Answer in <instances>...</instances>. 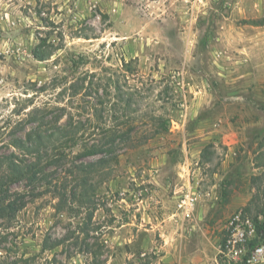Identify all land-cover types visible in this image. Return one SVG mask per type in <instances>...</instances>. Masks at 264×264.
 <instances>
[{"label": "rangeland", "instance_id": "374dc122", "mask_svg": "<svg viewBox=\"0 0 264 264\" xmlns=\"http://www.w3.org/2000/svg\"><path fill=\"white\" fill-rule=\"evenodd\" d=\"M262 19L264 0H0V157L46 137L38 180L10 187L24 205L0 220V264H226L227 221L264 191V26L248 23ZM71 125L76 145L56 134ZM109 128L128 132L116 159L80 171Z\"/></svg>", "mask_w": 264, "mask_h": 264}, {"label": "trees", "instance_id": "16d2710c", "mask_svg": "<svg viewBox=\"0 0 264 264\" xmlns=\"http://www.w3.org/2000/svg\"><path fill=\"white\" fill-rule=\"evenodd\" d=\"M249 25L252 26H264V19L258 20V21H250L248 22ZM38 60L42 61L45 60V56H40L37 58ZM122 69L125 73H130L131 72V62H123L122 64ZM118 93H120V88L116 87L115 89ZM110 94H106V98ZM121 95H116V103L113 102L108 109L110 113L115 115V107L117 106V102H119V99H121ZM127 102V101H126ZM106 103L104 100H100L98 102L99 106H105ZM128 104V102H127ZM129 105V104H128ZM107 107V106H106ZM94 114H98L97 109H94ZM100 116V115H98ZM112 119L117 120V117L114 116ZM74 125H71L69 130H57L56 134H61L63 133V138L62 141L64 142H71L72 144L76 145V135L79 131V128H73ZM166 126V125H165ZM163 127V131H166V127ZM106 137V143L99 149L93 148V149H86L85 151L77 154L78 157H88L89 155H93L94 153H103V157L99 158L98 160L94 162H90L86 166H79L80 171L86 173V172H97L98 170H101L102 167L107 166L109 162L114 161L116 159L115 154H113L114 150V143L115 141H118L119 139L125 138L127 135V131L125 132H118V130L109 128L105 132ZM55 135V134H54ZM53 134H51V137H54ZM46 139V137L40 133L37 132L35 129L34 131L28 133L25 135V140L23 139H15L11 146L15 149H18L24 153V156L19 158L17 155L14 153H9L4 156L0 157V220L5 218V217H10V215H15L19 209L24 205L23 198L20 195L13 194L10 192V187L14 184H17L19 182H24V181H32L35 182L38 180V175L42 174V171H44L45 165L42 162L43 160L40 159L38 156L40 150H41V144L42 142ZM57 149V148H53ZM206 153V149L202 152L201 157L204 159ZM35 156L34 161H30L29 157ZM59 157H52L50 160H48L47 163L48 165H54L59 159ZM259 180L258 177L253 178V181ZM263 198V200L261 199ZM262 203V208L264 213V191L261 189H258L257 192L252 196L251 200L249 201L248 206L245 207L244 211L246 213H249L251 206L254 203ZM255 222L257 223L256 217L254 218ZM258 226L262 227L264 226V221L258 222ZM58 244L53 243L49 246V248H54Z\"/></svg>", "mask_w": 264, "mask_h": 264}, {"label": "built area", "instance_id": "2783aa9c", "mask_svg": "<svg viewBox=\"0 0 264 264\" xmlns=\"http://www.w3.org/2000/svg\"><path fill=\"white\" fill-rule=\"evenodd\" d=\"M196 202V191H187L177 198L176 216L181 225H191ZM258 225L243 211L233 214L225 226L219 258L226 264H264V226Z\"/></svg>", "mask_w": 264, "mask_h": 264}, {"label": "crops", "instance_id": "0c3cea01", "mask_svg": "<svg viewBox=\"0 0 264 264\" xmlns=\"http://www.w3.org/2000/svg\"><path fill=\"white\" fill-rule=\"evenodd\" d=\"M179 224H180V222H179ZM178 227L180 228V231H181V234H183V227H185V226H183V225H178ZM183 236V235H182ZM193 263L192 264H211L210 262H212L211 261V259L207 256V255H205V256H193L192 257V260H191ZM216 264H218V263H216Z\"/></svg>", "mask_w": 264, "mask_h": 264}]
</instances>
